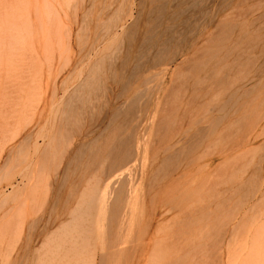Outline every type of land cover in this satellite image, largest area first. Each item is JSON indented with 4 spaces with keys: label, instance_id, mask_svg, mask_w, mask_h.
I'll return each mask as SVG.
<instances>
[{
    "label": "rangeland",
    "instance_id": "374dc122",
    "mask_svg": "<svg viewBox=\"0 0 264 264\" xmlns=\"http://www.w3.org/2000/svg\"><path fill=\"white\" fill-rule=\"evenodd\" d=\"M147 1L0 0V264H264V0H205L125 92Z\"/></svg>",
    "mask_w": 264,
    "mask_h": 264
},
{
    "label": "bare ground",
    "instance_id": "6f19581e",
    "mask_svg": "<svg viewBox=\"0 0 264 264\" xmlns=\"http://www.w3.org/2000/svg\"><path fill=\"white\" fill-rule=\"evenodd\" d=\"M204 1L205 0H148L144 4V9L140 14L144 19V28L141 32H139V29L137 30V26L139 25L137 22H135L125 30L124 34L128 46V51L124 57H121L120 63L116 68L119 74H130L126 78L120 75L118 76L119 84L125 92L130 87V80L138 73H140L144 67L142 65L143 63H141L142 60L140 59L143 57L146 58V56H149V54L151 55V51H153L155 62L158 63L165 61V59L167 60L169 56L172 57L173 60L176 59V57L180 54L179 52L176 53V49L183 43L185 38H181L178 41L174 40V34H176V31H174V27L180 24H187V21H189V18L187 19V17L189 16L190 12L199 10L202 7L201 5H203ZM163 24H168V27L166 29L164 28L165 30L157 32L156 28H162ZM188 27H192V25L189 23ZM173 50L174 52H172ZM110 67H114L113 69L115 70V66H113V63H110ZM139 94L142 93H135L137 97H133V99L131 100L132 102L130 101L131 103H129L126 108L119 109L116 112L115 117L120 118L122 123L128 122L138 109L137 104L141 102L140 99L143 98L142 97L139 99ZM129 99H131V97ZM136 101L138 103H136ZM125 138V141L123 142L122 139L118 140L119 142L121 140L122 144L121 142L118 143L117 141V143L114 144L113 147H111V149L109 150L108 157L111 166H116L117 164L123 162V160L128 158L129 154L126 150V147L130 139L126 140ZM11 189L13 190L12 194H15L16 186L11 184ZM101 199L102 198L98 195H92L87 202L86 212L89 215L93 213V216L96 215L95 218L98 217V215L100 216V214H103L101 217H98V219L103 217L105 221L107 220L106 222L108 223L111 219V210L106 201H104V205L101 203ZM101 209H103L104 211H101ZM102 233L104 238L107 239L108 230L106 229ZM96 235L100 234L96 233Z\"/></svg>",
    "mask_w": 264,
    "mask_h": 264
}]
</instances>
